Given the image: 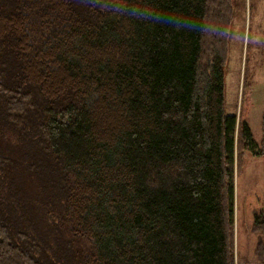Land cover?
<instances>
[{
  "label": "trees",
  "instance_id": "trees-1",
  "mask_svg": "<svg viewBox=\"0 0 264 264\" xmlns=\"http://www.w3.org/2000/svg\"><path fill=\"white\" fill-rule=\"evenodd\" d=\"M232 1L0 0V264H234ZM241 214L264 264V190Z\"/></svg>",
  "mask_w": 264,
  "mask_h": 264
},
{
  "label": "rangeland",
  "instance_id": "rangeland-1",
  "mask_svg": "<svg viewBox=\"0 0 264 264\" xmlns=\"http://www.w3.org/2000/svg\"><path fill=\"white\" fill-rule=\"evenodd\" d=\"M260 84L264 87V0H233L223 72L225 113L242 120L244 97ZM245 85L253 86L242 94ZM242 157L241 166H236L233 175V263L256 264L253 256L255 237L245 230L241 203L245 195L264 190V168L259 157L245 152ZM9 232L13 242L17 241L16 233L25 232L28 236L30 233L22 225H15Z\"/></svg>",
  "mask_w": 264,
  "mask_h": 264
}]
</instances>
